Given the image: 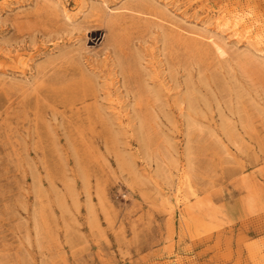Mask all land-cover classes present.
Instances as JSON below:
<instances>
[{
	"label": "rangeland",
	"instance_id": "rangeland-1",
	"mask_svg": "<svg viewBox=\"0 0 264 264\" xmlns=\"http://www.w3.org/2000/svg\"><path fill=\"white\" fill-rule=\"evenodd\" d=\"M0 264H264V0H0Z\"/></svg>",
	"mask_w": 264,
	"mask_h": 264
},
{
	"label": "bare ground",
	"instance_id": "bare-ground-1",
	"mask_svg": "<svg viewBox=\"0 0 264 264\" xmlns=\"http://www.w3.org/2000/svg\"><path fill=\"white\" fill-rule=\"evenodd\" d=\"M237 23L233 25V27H236Z\"/></svg>",
	"mask_w": 264,
	"mask_h": 264
}]
</instances>
